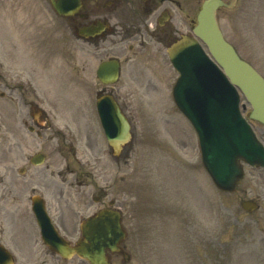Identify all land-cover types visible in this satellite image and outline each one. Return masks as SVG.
Returning a JSON list of instances; mask_svg holds the SVG:
<instances>
[{"label": "rangeland", "instance_id": "1", "mask_svg": "<svg viewBox=\"0 0 264 264\" xmlns=\"http://www.w3.org/2000/svg\"><path fill=\"white\" fill-rule=\"evenodd\" d=\"M33 3L50 18H40L29 6ZM23 4L27 6L21 9ZM50 8L49 0H0V59L10 68L8 74L0 66V81L6 84L0 86L5 91L0 98V229L16 251L17 264L29 255L27 244L38 238L29 207L31 191L19 184L22 149L28 154L44 149L24 126L16 72L21 70L24 80H34L60 108L65 104L76 111L83 103L74 84L76 71L81 80L100 87L98 65L114 54L109 47L96 48L76 38L65 26L67 18L55 16ZM40 19L50 27L42 28ZM219 20L239 54L264 75V0H239L235 8L220 10ZM50 28L57 32L51 35ZM129 43L134 42H124L121 51L134 57ZM155 45L160 44H149L154 50ZM162 50L153 62L120 58L124 71L134 63V80L123 75L112 89L127 103L134 123L132 141L123 151L129 161H122L121 171H113L111 179L116 178L117 185L110 187L107 197L120 195L124 224L129 230L134 225L137 244L128 245V252L156 255L146 258L150 264H264V168L246 165L236 192L214 185L202 164L198 137L174 104L177 75L167 64L165 47ZM247 105L246 117L251 108ZM82 108L91 123L97 122L92 97ZM251 123L264 142V125ZM246 199L258 201L260 207L246 212L241 206ZM72 259L73 264L80 261Z\"/></svg>", "mask_w": 264, "mask_h": 264}, {"label": "flooded vegetation", "instance_id": "2", "mask_svg": "<svg viewBox=\"0 0 264 264\" xmlns=\"http://www.w3.org/2000/svg\"><path fill=\"white\" fill-rule=\"evenodd\" d=\"M202 1L195 0L196 4L192 8L188 6L187 0H78L73 2L70 8L73 12L67 18L72 31L88 44L96 48L113 49L114 54L109 58L153 62L159 51L181 37L187 17L191 22L194 21L196 13L193 11L201 6ZM127 41L135 43L127 45L134 52V57L124 55L121 51L120 47ZM151 42L160 45H155L154 50L149 46ZM125 79L134 80V63L126 68ZM19 87L20 99L24 104L23 121L29 129V135L38 138L41 149H44L31 154L22 149V189L41 195L40 200L43 202L44 198L53 220L70 235L77 230V215L80 212L92 210L87 214L88 217L103 208L122 209L120 195L107 197L110 187L117 185V179H111L115 176L113 171L116 168L121 171L122 161L128 162L130 157H123V152L115 154L109 146L106 127L115 129L118 119L113 111L110 114L105 109L103 120L96 106L98 98H105L115 107L118 105L130 117L129 120H133L120 94L107 91L105 87L97 90L93 100L97 122L92 120L91 123L82 108L85 102L73 111L67 106L63 107L65 104L60 108L51 102L34 80L26 83L21 81ZM90 89L92 87L85 81L77 85L81 93ZM107 106L105 103L104 107ZM29 122L32 124L28 125ZM38 154L45 156L42 165L34 164V156ZM127 155H130L129 151ZM117 192L123 193L122 188H117ZM94 206L96 208L93 209ZM0 231L3 234L0 244L6 245L8 241L3 228ZM126 233L121 243L122 251L109 254L111 264H150L146 258L156 255L125 252L128 245L137 244L134 240V225ZM40 243L38 239L28 243L29 255L19 264H73V259L64 258L42 241ZM76 264L89 263L80 259Z\"/></svg>", "mask_w": 264, "mask_h": 264}, {"label": "water", "instance_id": "3", "mask_svg": "<svg viewBox=\"0 0 264 264\" xmlns=\"http://www.w3.org/2000/svg\"><path fill=\"white\" fill-rule=\"evenodd\" d=\"M220 4V0L204 3L195 32L205 41L225 73L195 38L184 36L169 49V54L180 73L174 97L198 132L204 165L220 188L231 191L243 176L240 159L264 166V149L241 116L234 84L252 103L251 117L264 122V78L224 39L216 20ZM98 74L105 81H114L118 77V63L104 62ZM118 118L122 124V141H125L130 126L125 119ZM243 206L247 210L257 207L250 201L243 202ZM35 213L49 245H58V251L64 256L78 253L91 264H109L106 248L116 250L124 237L118 215L101 211L86 222L83 226L85 238L72 247L58 237L44 211L35 209Z\"/></svg>", "mask_w": 264, "mask_h": 264}]
</instances>
